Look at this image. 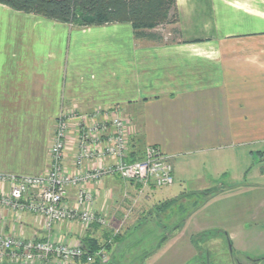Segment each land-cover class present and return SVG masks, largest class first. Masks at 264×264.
Returning a JSON list of instances; mask_svg holds the SVG:
<instances>
[{
    "label": "crops",
    "instance_id": "obj_1",
    "mask_svg": "<svg viewBox=\"0 0 264 264\" xmlns=\"http://www.w3.org/2000/svg\"><path fill=\"white\" fill-rule=\"evenodd\" d=\"M175 3L179 38L162 43L135 40L129 24L78 29L0 5V175L37 176L47 170L52 126L62 108L84 113L117 108L127 122L129 153L142 157L146 146H156L173 168V185L161 189L139 192L117 177L89 184L95 209L110 219L98 231L78 223L46 230L41 217L0 209V233L77 244L85 236L103 242L105 231L107 262L93 264H194L195 237L221 231L240 252V240L254 238L243 225L257 221L264 200L242 197L235 193L238 186L215 188V182L187 178L182 161L204 156L220 165L221 174H243L250 171L249 162L264 159V0ZM71 155L68 149V168ZM245 186V192L264 190L259 182ZM6 190L1 186L0 194ZM210 190L214 196L176 231L177 219L170 220L168 232L161 229L155 218L160 204L175 200L185 206ZM65 199L73 204L75 190ZM219 201L223 210L215 208ZM246 205L255 213L236 215ZM207 206L214 215L200 216ZM217 213L232 220L229 228ZM165 232V243L153 251Z\"/></svg>",
    "mask_w": 264,
    "mask_h": 264
},
{
    "label": "built area",
    "instance_id": "obj_2",
    "mask_svg": "<svg viewBox=\"0 0 264 264\" xmlns=\"http://www.w3.org/2000/svg\"><path fill=\"white\" fill-rule=\"evenodd\" d=\"M126 127L117 108L93 109L89 113L62 108L52 126L47 170L37 176L0 175V187H7L0 194V209L17 217L24 213L41 217L46 230L56 223L105 228L110 219L95 209L89 184L117 177L137 185L139 192L173 185L170 157L158 147L146 146L142 160L128 161ZM71 140L74 147L68 148ZM68 149L72 150L70 168L65 166ZM69 189L75 190L73 204L65 199ZM121 225L115 227L114 235L120 233ZM96 260L106 262L107 257L103 251L86 255L81 243L0 233V264H93Z\"/></svg>",
    "mask_w": 264,
    "mask_h": 264
},
{
    "label": "trees",
    "instance_id": "obj_3",
    "mask_svg": "<svg viewBox=\"0 0 264 264\" xmlns=\"http://www.w3.org/2000/svg\"><path fill=\"white\" fill-rule=\"evenodd\" d=\"M0 5L15 12L34 15L78 29L129 24L135 40L153 43L166 42L167 38L160 33V28L171 26L172 28L167 32L172 37L169 42H175L179 38L175 0H0ZM135 155H137L135 151L130 152L128 161H138ZM214 194L213 190L198 193L202 195V200L195 201L190 211H186L181 205L178 207L175 200L164 202L155 209V218L162 223L161 229L165 230L168 226L171 228V219H177V225L172 227V232L176 231L193 210L201 207ZM99 228L101 227L96 224L89 227L94 231H98ZM167 232L153 243V251L165 243ZM108 235L104 231L103 242L85 236L81 245L86 255H93L98 251H103L106 255L110 246L106 239ZM115 236L120 237L118 234Z\"/></svg>",
    "mask_w": 264,
    "mask_h": 264
},
{
    "label": "rangeland",
    "instance_id": "obj_4",
    "mask_svg": "<svg viewBox=\"0 0 264 264\" xmlns=\"http://www.w3.org/2000/svg\"><path fill=\"white\" fill-rule=\"evenodd\" d=\"M172 27H162L160 28V33H162L167 39L166 42H169V40H172V37L168 35V31H170ZM208 157V156H206ZM142 157H137V160H142ZM213 160H206L204 159V156H198L197 159L194 161L192 160H183L184 166L181 165L178 169L179 172H182V166L184 169V172L186 174L187 178H195L197 181H200L201 183L206 182H215L217 183V186H214L215 188H220V186H226L230 185L231 188H236L238 186L235 193L240 194L242 197H251L253 200L257 199L261 201V199L264 200V190L263 188H260L259 192L256 191H249L246 190V184H257L258 182L260 184H264V175H262L260 178L255 176V173H261L264 174V159L256 158L254 163L249 162L250 171L244 172L243 174L239 172H228L227 174H221L222 171L218 169L220 165L213 164ZM216 162V160H215ZM254 168V169H253ZM254 171V173H252ZM221 172V173H219ZM238 182L239 185H238ZM177 183V182H176ZM178 184V183H177ZM253 192V193H252ZM202 200V195H197L194 198H189L188 202L184 207L186 211L192 210V207L195 203V201L199 202ZM224 202V201H223ZM247 204V203H245ZM222 206L224 207V204L219 202H216L215 208L216 209H222ZM211 206H207L206 210L201 212L200 216L212 215L211 212ZM246 206L243 207L246 208ZM242 207H238L236 209V215L237 213H241V215H245L244 218L250 214V212L255 213V210L252 209H240ZM223 210V209H222ZM238 210V211H237ZM242 210V211H240ZM214 215V214H213ZM218 216L219 220H227L226 222L230 223L227 224L228 228L231 226L232 220L229 217L222 216L220 214H216ZM229 218V219H228ZM250 224V226H248ZM247 225L248 227L244 226ZM243 229L246 231H249L251 233H254V238L252 239H241L239 246L240 250L243 252H240L236 246H232L226 238V234L221 231L214 232L213 234H208L204 236L201 240V237H198L196 239L195 237V245L197 247L198 255L197 257L192 261L194 264H264V204H261V207L258 209V219L256 222L252 223H245L244 222ZM244 241V242H243Z\"/></svg>",
    "mask_w": 264,
    "mask_h": 264
}]
</instances>
